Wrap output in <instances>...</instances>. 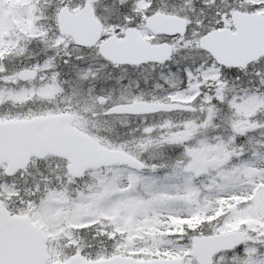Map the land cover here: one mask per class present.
I'll use <instances>...</instances> for the list:
<instances>
[{
    "label": "snow or ice",
    "instance_id": "1",
    "mask_svg": "<svg viewBox=\"0 0 264 264\" xmlns=\"http://www.w3.org/2000/svg\"><path fill=\"white\" fill-rule=\"evenodd\" d=\"M0 264H264V0H0Z\"/></svg>",
    "mask_w": 264,
    "mask_h": 264
}]
</instances>
